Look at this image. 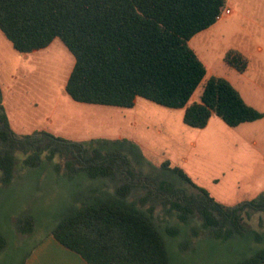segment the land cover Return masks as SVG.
<instances>
[{
	"label": "trees",
	"instance_id": "1",
	"mask_svg": "<svg viewBox=\"0 0 264 264\" xmlns=\"http://www.w3.org/2000/svg\"><path fill=\"white\" fill-rule=\"evenodd\" d=\"M225 8L226 0H0V31L19 54L44 50L59 39L74 58L64 91L76 103L131 109L142 98L183 110L182 122L190 129H204L212 116L235 128L256 122L263 114L246 104L226 79L208 78L198 100L191 101L206 77V67L189 41L212 27ZM224 62L239 73L248 65L234 50L225 54ZM90 142L74 143L46 132L17 135L10 128L0 91L1 185L11 182L19 163L37 168L55 157L64 159L71 172H85L92 180L112 185L111 193L80 201L48 233L87 264H172L164 234L153 218L159 205L184 225L199 218L216 238L242 233L245 209L264 211V192L226 207L168 162L160 166L168 173L166 180L147 178L127 163L122 152L109 150V145L120 146L123 140ZM86 146L96 148L89 152ZM138 156V164H143ZM174 177L183 183H172ZM16 223L21 234L33 233L31 216ZM4 247L0 234V251ZM238 264H264V248Z\"/></svg>",
	"mask_w": 264,
	"mask_h": 264
},
{
	"label": "rangeland",
	"instance_id": "2",
	"mask_svg": "<svg viewBox=\"0 0 264 264\" xmlns=\"http://www.w3.org/2000/svg\"><path fill=\"white\" fill-rule=\"evenodd\" d=\"M226 8L232 11L229 16L189 43L191 49H198L206 67V77L191 101L198 100L208 78L221 77L263 114L261 120L246 123L241 129L219 127L213 134L215 141L203 134L206 142L192 146L189 140L199 131L183 124L181 110L166 109L142 98L131 109L76 103L64 91L74 58L59 39L47 51L17 63L16 69L12 45L0 32V91L14 133L31 135V128L45 125L50 117L53 125L49 128L76 138L74 143L125 141L120 146L109 145V150L122 152L131 167L140 168L154 181L167 179L168 173L160 166L168 162L226 207L258 197L264 192V0H226ZM230 50L247 58L245 72L225 64L224 56ZM14 74L16 80L11 77ZM240 139L251 143L248 150ZM86 147L89 152L96 148ZM138 153L143 164H138ZM17 157L23 158L20 154ZM171 181L181 182L178 178ZM105 183L90 179L85 172H71L59 157L37 168L19 163L11 182L0 184V234L5 240L0 264H22L30 250L80 201L111 193L112 185ZM25 215L33 219L31 235L17 230V220ZM241 216L242 233L216 238L207 233L199 218L184 225L160 205L153 214L172 264H238L264 248V211L245 209ZM167 227L171 234L166 233Z\"/></svg>",
	"mask_w": 264,
	"mask_h": 264
},
{
	"label": "crops",
	"instance_id": "3",
	"mask_svg": "<svg viewBox=\"0 0 264 264\" xmlns=\"http://www.w3.org/2000/svg\"><path fill=\"white\" fill-rule=\"evenodd\" d=\"M191 40L189 41V43H191ZM51 45L52 44H50V46H48L44 50H41L40 52L47 51L48 49H50ZM190 45L191 44H189V46ZM8 47H10V46H8ZM257 49H258V51H261L262 50L261 47H257ZM192 50L196 53L197 57L201 61V57L199 55L200 53H199L198 49L194 48ZM11 51H12V54L15 55L14 56L15 57L14 58L15 59L14 62H16V67H17L16 69H18L17 63L18 64H21L23 61H26L28 59V56L29 55H31V54H19L14 49L11 50ZM35 53H38V52H35ZM247 63H248V60H247ZM11 77L14 80L17 79V77H16L15 74L13 76H11ZM8 92H9V90H8ZM1 95H2V104H3L4 110H5V105H4L5 104V100L3 98L4 94H2V92H1ZM241 97H242V95H241ZM243 100H244V98H243ZM246 104H248V103L246 102ZM249 106H251V105H249ZM5 113H6V111H5ZM181 113H182L181 115H183V110H181ZM6 116H7V113H6ZM7 118H8V116H7ZM8 122H9L10 128L14 132V130H13L11 124H10L9 118H8ZM45 123H46L45 125L35 126V127L31 128L30 129V132L31 133H34V132H46V133H49V134H51V135H53L55 137L64 138V139H66L68 141L70 140L71 142H73L74 139H76V138L69 137V136H67L64 133L57 132V131H54L53 129H50L48 125H53L52 118L47 117ZM252 123H254V122H252ZM245 124H241L238 127L231 128V129H234V130L235 129H241L240 127H243V125H245ZM247 124H250V123H247ZM219 127L222 130H225V128H230V127L226 126L220 119H218L215 116H212L210 118L207 126L204 129H199V130L198 129H195V130H198L199 131L198 134H197L198 136L196 138H194V139L189 140L190 141V144L192 146H196V145H200V144H203L204 142H206V137H202L203 134L210 135L211 136V140L212 141L213 140L215 141L217 137H214L213 134H215V130L217 128H219ZM17 135H21V133H19ZM241 141H242V145H243L244 149L248 150L249 146H251V143L250 142L247 143L246 139H244V140L242 139ZM252 145L255 146L256 145V142H253ZM262 159L264 160L263 157H262ZM22 264H87V263L78 254H76V253H74V252H72V251L64 248L52 236L47 235L44 239H42L38 244H36L30 250V252L26 256V258L24 259V261H23Z\"/></svg>",
	"mask_w": 264,
	"mask_h": 264
},
{
	"label": "built area",
	"instance_id": "4",
	"mask_svg": "<svg viewBox=\"0 0 264 264\" xmlns=\"http://www.w3.org/2000/svg\"><path fill=\"white\" fill-rule=\"evenodd\" d=\"M231 13L232 11L230 10V8L223 9L222 12L217 17V21L220 20L223 16H229Z\"/></svg>",
	"mask_w": 264,
	"mask_h": 264
}]
</instances>
